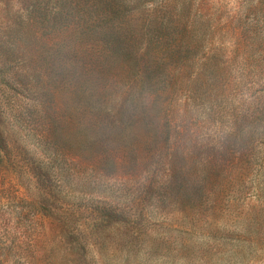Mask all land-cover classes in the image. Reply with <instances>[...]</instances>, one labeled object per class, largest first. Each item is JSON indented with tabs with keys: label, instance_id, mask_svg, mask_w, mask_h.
Returning <instances> with one entry per match:
<instances>
[{
	"label": "rangeland",
	"instance_id": "374dc122",
	"mask_svg": "<svg viewBox=\"0 0 264 264\" xmlns=\"http://www.w3.org/2000/svg\"><path fill=\"white\" fill-rule=\"evenodd\" d=\"M113 13L132 57L103 75L105 90L155 95L154 129L135 128L139 143L126 138L130 153L108 178L74 162L66 179L48 168L56 209L24 238L13 174L20 160H43L31 111L75 123L79 77L60 52L64 31ZM77 142L65 130L57 145L75 152ZM82 158L98 160L91 150ZM2 168L12 200L0 192V264H264V0H0Z\"/></svg>",
	"mask_w": 264,
	"mask_h": 264
},
{
	"label": "trees",
	"instance_id": "16d2710c",
	"mask_svg": "<svg viewBox=\"0 0 264 264\" xmlns=\"http://www.w3.org/2000/svg\"><path fill=\"white\" fill-rule=\"evenodd\" d=\"M123 17L122 14L113 13L102 26L64 31L66 39L60 46V52L67 62L74 60L77 64L76 71L79 77L76 85L78 103L76 121L70 123L66 119L65 112L60 118L58 114L49 115L43 110L31 111V116L41 121L33 126L36 128L35 137L43 160L36 162L37 164L31 159H28V162L27 160H17L16 170L13 174L15 185H17V188L14 189L16 205L12 207L13 226L14 231L18 234L21 232V236L24 238H30L33 234L38 235L45 230L47 219L56 209V204H48L52 186V176L48 172V168L56 165L59 170L64 172L61 176L66 179L70 168L68 163L74 162L73 166L75 167H82L83 170H97L102 173V177L108 178L110 176L107 169L121 164L124 155L130 153L126 138H131L135 143H139L138 136L134 134L135 128L143 124L151 131L154 129L147 115L148 111L153 113L154 110H157L153 100L156 98L155 95L140 94V92H131L133 91L131 90V93L123 99L105 90L108 87L106 81L102 80L103 75L112 77L120 69V63L126 68L124 61L127 63L126 58L132 57L123 44L117 43L119 32L116 30H118V24ZM133 69L135 72L139 71L138 66ZM129 70L131 72V68ZM139 82L142 87L143 80H138L137 86ZM97 88L103 90L97 91ZM116 102L118 104L120 102L124 111L114 112V103ZM65 130L74 133L79 150L67 152L68 149H63L62 152L58 148V141ZM108 138L110 140L117 138V144L115 146L104 144ZM90 150L98 160H91L92 162L88 164L82 157L85 152H90ZM44 160L47 161V164H42ZM4 170L2 168L0 177L5 183L2 184L0 192L2 195H6L2 196L3 199L12 200V176L8 179L5 175L7 172ZM30 186H34V190L38 192L40 200L37 204L28 200ZM19 189L24 191L20 192ZM58 210L65 212V209ZM68 233L70 234V231ZM22 244L28 243L24 241ZM21 246H16V250ZM27 247H31V245ZM15 255L18 259L27 261L19 254ZM2 256L5 258L6 255Z\"/></svg>",
	"mask_w": 264,
	"mask_h": 264
}]
</instances>
